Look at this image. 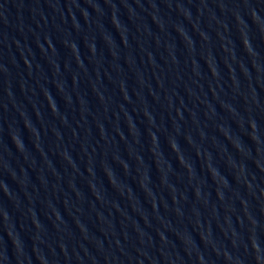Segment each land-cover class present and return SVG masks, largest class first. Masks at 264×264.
<instances>
[{"label":"water","instance_id":"95a60500","mask_svg":"<svg viewBox=\"0 0 264 264\" xmlns=\"http://www.w3.org/2000/svg\"><path fill=\"white\" fill-rule=\"evenodd\" d=\"M0 264H264V0H0Z\"/></svg>","mask_w":264,"mask_h":264}]
</instances>
